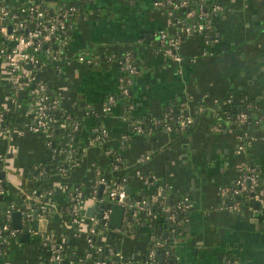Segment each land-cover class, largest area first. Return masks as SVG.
<instances>
[{"label":"crops","instance_id":"obj_1","mask_svg":"<svg viewBox=\"0 0 264 264\" xmlns=\"http://www.w3.org/2000/svg\"><path fill=\"white\" fill-rule=\"evenodd\" d=\"M217 1L223 9L212 16L208 40L202 33L182 36L176 49L182 60L176 62L163 52L159 32L171 33L177 27L172 16L153 0H84L68 26L56 68L42 53L46 64L40 69L45 72L41 78L58 97V108L83 115L81 150L73 155L79 161L73 166L72 154L55 152L45 132L31 130L33 104L24 92L13 106L6 80L9 70L0 65V111L15 107L10 133H0L2 207L19 204L22 193L35 186L36 180L30 179L32 171L38 169L34 175H40L44 164L50 171L45 180L52 185L46 198L52 203L48 214L31 210L35 216L28 240H20L28 220L20 211L17 227L9 214L7 222L19 234L1 251L0 264H43L33 219L39 221V230L51 224L56 234L67 240L63 232L73 187L83 184L89 190L96 179V162L107 177L120 172L111 167L104 142L94 138L99 125L108 128L109 144L126 162L122 171L132 177L125 187L129 206L120 227L111 224L110 206L108 227L96 236L116 250L118 264H153L145 260L150 250L155 252L154 264H159L155 246L165 248L161 264H231L232 260L264 264V205L250 208L243 203L239 210H230L226 207L229 200L219 189L232 183L247 166L264 171V0ZM127 51L137 65L131 85L134 113L149 114L151 119L171 111L175 116L177 112L190 114L192 121L187 127L174 132L159 130L152 136L135 130L126 142L120 140L122 104L115 102L111 113L98 119L97 111L101 112L106 96L120 91V60ZM80 54L91 61L79 60ZM242 107L250 109L252 116L245 126L237 124ZM218 121L220 128L216 129ZM236 126L247 127L245 131L255 136L241 149ZM145 154L149 157L141 159ZM59 160L68 161L63 172L56 168ZM101 186L97 187L98 196ZM153 190L165 199L164 210L170 208L167 199L171 203L186 196L190 203L181 210L180 230L173 239L168 237L172 233L169 227L162 226L165 214H147ZM89 193L82 207L84 216L98 214L107 206L92 200ZM140 199L144 201L139 216L127 224L130 207ZM80 229L85 231L86 225L82 223ZM75 240L76 248L85 250L83 236Z\"/></svg>","mask_w":264,"mask_h":264},{"label":"built area","instance_id":"obj_2","mask_svg":"<svg viewBox=\"0 0 264 264\" xmlns=\"http://www.w3.org/2000/svg\"><path fill=\"white\" fill-rule=\"evenodd\" d=\"M0 0V65L8 68L9 74L6 76L7 85L10 92V101L15 106V101L18 98L19 93L24 92L26 100L32 102L31 124L30 128L34 132H45L48 127L51 116L48 114L46 100L55 93L47 85L46 80L36 78V73L46 64L41 54L43 53L48 58V63L57 62L60 56L62 47L66 42V32L70 22L78 14L79 0H69L70 2L61 5L54 6V3L50 5L51 1L45 3L38 2L36 0ZM84 1V0H81ZM209 1L211 4L209 10L204 9L205 2ZM198 8L190 5V0H153V4L158 7H162L168 15L172 16L173 22L177 29L174 32H168L167 30H161L159 32L160 42L162 43V49L168 58L173 59L176 62L182 60V55L177 52V46L182 36L190 35L193 33H202L208 40L207 29L212 28V16L220 13L223 9L222 4L217 0H199ZM11 4V5H10ZM179 9L184 11V16H177L175 12ZM10 26V31H9ZM81 61H91L83 54L78 56ZM120 65L123 73L118 77L119 88L122 93L128 92V87L132 83V76L137 71V65L133 62L129 51L125 52ZM54 107H58V97L52 101ZM115 103V98L112 94H108L104 100L101 108L102 112H109L112 109V105ZM12 106V107H13ZM15 109V107H13ZM167 114H165L166 116ZM123 119L125 115L121 116ZM177 129H183L187 127L192 117L190 114L177 112ZM264 117V116H263ZM3 120V113L0 111V129ZM248 116L245 112H239L237 115V124L243 126L246 125ZM154 122H158V118L154 119ZM77 125H75L76 127ZM11 125L1 129L0 133L3 136H7L10 133ZM214 128H220V122L214 124ZM12 129V128H11ZM166 131L174 132L170 124H166ZM137 132H142L141 125H135ZM107 133L105 126L101 128V134ZM47 134V133H46ZM47 143L50 144L49 135ZM124 136V135H123ZM237 137L240 139L239 148H243L244 145L249 144L255 138V136L249 131H243L237 133ZM71 142L67 141L64 145H58L53 148L55 152L66 153L65 149H71ZM105 154L111 153L110 149L104 150ZM149 154L140 156L141 159L148 158ZM116 160H120V156H115ZM72 166L78 163V157L70 158ZM112 168H117V164L111 165ZM60 171H64L65 167H58ZM94 172L96 174L95 182L103 186L102 191H105L108 199L111 203H117L123 205L125 210L129 204L127 202V191L123 184L113 179V177H107L100 172L98 166H94ZM42 173V171H41ZM79 184L75 185L70 191L69 207L65 218L66 230H73V235L77 239L78 236H83L85 240V256L87 261L85 264H114L116 250L107 244H103L96 240V236L103 229L108 227L110 219V206L103 207L100 210V215L91 214L84 216L82 214V207L85 206L86 194L78 188ZM220 194L229 200L227 208L233 211H237L245 203L250 208H256L258 204L264 205V171L258 170L253 166H247L246 171L238 175L232 183L221 186ZM4 187L2 180L0 179V194L3 193ZM51 190H47L42 193L44 198L40 207L43 209H51L52 203L47 202L46 198L51 194ZM35 186L31 189L29 196H34L36 201L40 197V193H36ZM97 189H93L88 195L92 200H101L97 194ZM159 200V194H152L150 203ZM247 200V201H246ZM144 200H138L136 206L130 207V215L132 218L139 216V207H142ZM255 203V205H254ZM13 205V204H11ZM8 205L5 208L0 222V243L6 238L15 237L19 234L18 229L11 228L7 222L11 210L16 208L21 211L22 215L28 220L26 226L29 232L32 230L31 219L35 214L31 211L32 207L25 205L24 208L18 205ZM190 203L186 196L179 199L174 206L170 207V217L173 218L177 210H184L189 208ZM147 214L151 213L149 207L145 208ZM168 209V210H169ZM42 213H40L41 215ZM48 214V213H43ZM45 217V215H43ZM128 219V218H127ZM130 223V219L126 221ZM84 223L86 225L85 231L80 229V225ZM84 234L82 235V233ZM38 245L42 243L48 246L49 250V262L50 264H65L63 258V248L65 245L64 236L56 234L54 231H48V227L39 230H34ZM106 249L110 255V260H104L99 255L103 249ZM84 249V248H83ZM82 249V250H83ZM79 250V249H78ZM155 252L150 250L147 253V260L153 262ZM138 262L137 264H141ZM231 264H237V260H232Z\"/></svg>","mask_w":264,"mask_h":264},{"label":"trees","instance_id":"obj_3","mask_svg":"<svg viewBox=\"0 0 264 264\" xmlns=\"http://www.w3.org/2000/svg\"><path fill=\"white\" fill-rule=\"evenodd\" d=\"M38 2H47V1H51L52 3H54V6L57 5H61V4H67L70 1L69 0H36ZM22 2V0H19L18 3ZM84 1H77L78 7H80V5H84L83 4ZM199 0H193L190 1V5L194 6L196 8H198L199 5ZM210 2L207 1L204 4V9L205 10H209L211 4H209ZM11 5V4H10ZM184 11L182 9H179L175 12V15L177 16H184ZM76 17V16H75ZM212 29L209 28L206 30V34L207 37H210V35L212 34ZM120 60V59H119ZM56 62L52 63L51 66L55 67ZM56 68V67H55ZM131 85L132 83L129 85L128 87V92L127 93H122L121 91H118L117 93H112V95L115 98V102H118L120 104H122V106L124 107L125 111H124V115L126 116V118H124L122 120L123 124H124V130L122 131V135L124 136H120V140H124L126 142H128L133 135V132L135 131V125L139 124L142 127V132L144 133H148L150 136L154 135L155 132L159 131V130H163L165 128L166 124H170L172 129L175 130L177 127V117L174 114V111H171L170 113H167V115L158 118V122L155 123L154 119L149 118V114L147 115H137L134 113V103L131 100ZM120 90V88H119ZM56 94L52 95L50 98H48L46 100L47 102V112L48 114L51 116V121H49L48 123V127L46 129V133L49 135L50 138V146L51 148H55L58 145H64L67 141H70L72 146L71 149H65L66 154H69V156L72 154L71 158L75 157L73 156L74 154L80 152L81 150V146L79 143V137L80 134L82 132L83 129V115L80 114H75L71 111H67V110H63L60 109L58 107H54L53 106V100L55 99ZM15 109L13 107H11L10 109L6 110V111H2L3 113V120H2V125H1V129L6 128L8 126L11 125V120L10 117L14 114ZM111 111L109 112H100L97 111V116L98 119L103 118L104 115H108L110 114ZM148 116V117H147ZM248 123V122H247ZM246 123V124H247ZM75 125H77L75 127ZM106 127V126H105ZM101 128L102 126L99 125L97 127H95L94 129V138L97 137L98 139L102 140L104 142V149H110L111 153L107 155V158L109 160L110 165L113 164H117L118 169L120 170V172H117L116 174H114L112 177L114 180L120 182L121 184H123L124 187H126V185H128L129 183H131L132 181V177L131 175L127 172V171H122V169L125 166V159L123 157V154L120 153L117 149L112 148L111 145L109 144L110 141V134L107 131L106 134L102 135L101 134ZM247 127L243 126H236V133H242L244 130H246ZM0 129V131H1ZM106 129H108L106 127ZM115 156H120L121 159L120 160H116ZM68 161L65 160H59L58 164L56 165V168L58 169V167L60 166H65V164ZM48 163V162H47ZM94 166H98L100 168V172L103 173V170L100 166L99 162H96L94 164ZM43 168V172L40 175H34V174H38V169H34L32 171V175H30V179H34L36 180L35 182V188H36V193H40V197L38 198V200L36 201L37 198H35L34 196H29L31 193V190L28 191H24V193H22L21 198L19 200V204L22 208L25 207V205H28L32 208L36 209L37 213H48L51 209L46 208L43 209L40 207L41 203H43L44 198L42 196V193L47 191V190H51L52 191V185L47 182L45 179L48 178V174H49V169L46 167V164H44V167H41V169ZM83 184H79V189L82 191L83 194H87L88 191H92L93 189H97L98 184H96V182L94 181L93 185L90 186L89 190L87 191L84 187ZM4 187V185H3ZM155 190H153L154 192ZM35 193V194H36ZM146 193V192H144ZM155 193V192H154ZM97 194V193H96ZM133 193H131L132 195ZM135 195V194H133ZM132 195V196H133ZM100 199L99 203L103 204V206H106L107 204H111L110 200L107 197V194L105 191H102L101 195H100ZM247 201V200H246ZM177 201L171 200L170 203V207L174 206L175 203ZM164 206H165V199L162 197H159V200H157L156 202H153L149 205V208L151 209L152 213H158L161 214L164 211ZM131 210V208H130ZM177 212H180V210H177ZM164 214V213H163ZM130 219V221H134L135 218H132L130 215V212L128 213V220ZM177 228V227H176ZM48 231H56L55 227H53L51 224L48 225ZM64 235L66 236L67 239H69L70 241H66L64 248H63V258L65 261V264H85V261H87V258L85 256V253L87 252V250H78L75 246V236L73 235V230H65ZM13 238V237H12ZM11 240L7 238L2 241L0 243V253L1 251L7 246V244L9 243V241ZM66 240V239H65ZM39 249L41 251L42 254V258H43V264H50L49 262V250H48V246L47 245H43L42 243L39 244ZM163 251H161L162 253ZM102 256V258L105 260H110V255L108 253V251L104 248L103 251L99 254ZM147 260V258L145 259ZM114 264H118V261L115 260Z\"/></svg>","mask_w":264,"mask_h":264},{"label":"water","instance_id":"obj_4","mask_svg":"<svg viewBox=\"0 0 264 264\" xmlns=\"http://www.w3.org/2000/svg\"><path fill=\"white\" fill-rule=\"evenodd\" d=\"M9 31H10V26H9ZM45 72L43 71H39L36 73V78L39 79L41 77V75H43ZM242 111L245 112L248 116V120H251L252 119V116H251V112H250V109L248 108H245V107H242ZM254 118H256V116H253ZM102 187V186H101ZM164 194V192L162 193ZM100 196V194H99ZM3 201V194H0V203ZM167 203L166 205H170L169 203V199L166 200ZM131 204H133L132 201H130ZM255 204V203H254ZM107 206H111L112 208V213H111V224L112 225H115V226H119L120 227V220L122 218V215H123V212L125 210V207L123 205H120V204H107ZM134 207V206H132ZM5 208L2 207V203L0 204V215L2 216L3 212H4ZM170 212H171V209L169 210H164L163 213L166 215V218H165V223L162 225V226H168L169 229L171 230V236H168L169 239H173L176 235V233L180 230V226H178L181 222V216H182V213L180 212H177L175 213L174 217L171 218L170 217ZM185 214L188 213V210H185L184 211ZM11 215V218H12V223L14 226H17L19 227L20 226V211L18 210H13L11 211L10 213ZM98 215H100V212L98 213ZM32 224L34 226V229H37L38 225H39V221L37 219H33L32 221ZM42 227V226H41ZM160 225H158V228L160 229ZM177 227V228H176ZM25 232H23L21 234V237H20V240L24 241V240H28V236H29V233L27 232V228H24ZM164 237H167V234L164 232L162 234ZM67 241L69 242L70 240L67 239ZM165 248H160L158 246H155V250H156V255L158 258V261H159V264L162 263V253L161 251H164ZM167 251H169L170 249H167Z\"/></svg>","mask_w":264,"mask_h":264}]
</instances>
